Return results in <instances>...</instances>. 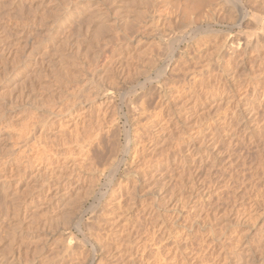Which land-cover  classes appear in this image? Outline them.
<instances>
[{
  "label": "rangeland",
  "instance_id": "1",
  "mask_svg": "<svg viewBox=\"0 0 264 264\" xmlns=\"http://www.w3.org/2000/svg\"><path fill=\"white\" fill-rule=\"evenodd\" d=\"M199 1L193 35L175 0H0V264H264V74L255 101L239 87L264 64L228 51L264 0H241V27Z\"/></svg>",
  "mask_w": 264,
  "mask_h": 264
},
{
  "label": "bare ground",
  "instance_id": "2",
  "mask_svg": "<svg viewBox=\"0 0 264 264\" xmlns=\"http://www.w3.org/2000/svg\"><path fill=\"white\" fill-rule=\"evenodd\" d=\"M176 1V4H178L182 9V13L186 16V17H188V16H190V15H188V14H193L194 15V22H193V24H194V26H195V28L193 29V31H192V34L193 35H196L197 33H201V32H203L204 30H203V28H202V22L200 23L199 22V20H200V18H198V16H197V14H196V12H197V10L199 9L198 7H200L199 5H198V1L199 0H175ZM223 1V0H222ZM202 2V1H201ZM201 2L199 1V4H201ZM226 2L227 1H225V4H226ZM230 2V3H229ZM223 3V2H222ZM227 3H229V6L228 5H226V6H228L235 14L234 15H236L237 17H238V21L239 22H236V23H239L238 25H239V27H241V24H242V22L244 21V19L246 18L245 17V14H244V10L242 9V2H241V0H229ZM251 3V2H250ZM244 5V4H243ZM256 6V5H255ZM260 6V5H259ZM244 7V6H243ZM257 7V6H256ZM264 7V6H263ZM229 9V11L231 12V10ZM246 9V8H245ZM262 9V8H261ZM260 12V11H259ZM264 14V13H263ZM262 14V15H263ZM91 17V16H90ZM211 17V16H210ZM209 17V18H210ZM236 17V18H237ZM213 18V17H212ZM214 19V18H213ZM209 20V19H208ZM212 21V20H211ZM210 21V22H211ZM256 22H257V24H259V27H260V33L259 32H257V34H261V38H260V40L257 38V34L254 36H251V37H249V36H247V37H245V38H240V39H237V40H233V41H231L230 40V42L228 43V51L229 52H231V53H233V54H235V55H237V53L239 54V52L238 51H241L242 49L243 50H245V49H254L255 51L257 50L258 52H259V60L258 61H253V65H258V66H260L261 64H264V16H262V17H256V20H255ZM205 22V21H204ZM209 22V23H210ZM235 24V23H234ZM256 24V25H257ZM238 25H234L235 27L236 26H238ZM232 27V26H231ZM230 27V28H231ZM208 31V30H207ZM210 32V31H209ZM190 34V33H189ZM178 38V37H177ZM257 38V39H256ZM176 39V38H175ZM175 42V41H174ZM173 43V42H172ZM174 44V43H173ZM173 46V45H172ZM172 48V47H171ZM250 51V50H249ZM253 51V50H252ZM242 52V51H241ZM248 52V51H247ZM234 58V57H233ZM236 58H237V56H236ZM166 62V61H165ZM152 63H154V62H152ZM156 65H157V63H155ZM163 64V63H162ZM155 65V66H156ZM154 66V65H153ZM150 67H152V66H150ZM149 67V68H150ZM154 68V67H153ZM164 71V70H163ZM262 74H264V72H260V73H256V72H253L252 73V78L250 77V80L249 79H247V81H246V83L244 82H241L240 84H239V87H240V91L241 92H243V96H242V99L244 100V99H246V100H249V101H255V99H256V97H257V95H258V90H259V88L261 87V85L263 84L261 81V79L259 78V77H262ZM203 75V74H202ZM206 75V74H205ZM210 75V74H209ZM164 77V76H163ZM203 77V76H202ZM156 78H157V80H158V78L159 77H157L156 76ZM156 78H154V77H151L150 75L148 76V84H153L154 83V79H156ZM160 78H162L161 76H160ZM204 79V78H203ZM200 80H201V78H200ZM245 80V79H244ZM249 80V81H248ZM201 83V82H200ZM208 84V83H207ZM201 85V84H200ZM208 86V85H207ZM223 87V86H222ZM222 87H220V88H222ZM239 87H238V90H239ZM210 88H211V86H210ZM210 88L209 89H207V90H210ZM219 89V88H218ZM222 89H224V88H222ZM228 89V88H227ZM226 89V90H227ZM212 90H213V88H212ZM212 90H210V91H212ZM209 91V92H210ZM260 91V90H259ZM208 92V93H209ZM128 93V92H127ZM207 93V94H208ZM211 93V95L210 96H207L206 94H205V96H203L204 98H203V101H207L208 99H210L211 97H215V98H217V97H220L219 99H221L222 97H223V95H224V90H221V91H213V92H210ZM209 93V94H210ZM124 95V94H123ZM126 95V94H125ZM234 97V96H233ZM238 97H241V96H238ZM239 99V98H238ZM235 100V99H234ZM241 100V99H240ZM200 101V100H199ZM221 101V100H220ZM129 102V101H128ZM198 102V101H197ZM205 103V102H204ZM237 103V102H236ZM239 104H240V102H238ZM243 103V102H242ZM218 105V104H217ZM237 104H235V106H236ZM252 105V104H251ZM251 105H249V102H248V104H245V106H246V110L243 112V114H242V116H243V118L245 117V116H247V115H249V114H253L254 113V111H253V108L251 107ZM219 106V105H218ZM214 107V106H213ZM220 108V107H219ZM217 109V108H216ZM238 109V108H237ZM230 110H231V108H230ZM247 112V113H246ZM253 112V113H252ZM231 113H232V111H231ZM236 112L234 111V114H235ZM234 114H232V116H227V118H225L226 120V122H225V125H226V129H227V134L229 135V132H231V131H233L237 126L236 125H238V123L236 122V125H234L235 124V117H236V115H234ZM238 116V115H237ZM255 116V115H254ZM239 117V116H238ZM255 117H257V116H255ZM254 117V118H255ZM259 117V116H258ZM240 118H242V117H240ZM239 121L240 122H242L240 119H239ZM238 121V122H239ZM173 122V121H172ZM175 122V121H174ZM208 122V121H207ZM239 122V123H240ZM174 124H176V122L174 123ZM173 124V125H174ZM179 124V123H178ZM182 124V123H181ZM181 124H180V126H181ZM258 124V123H257ZM171 125V124H170ZM236 126V127H235ZM238 126H240V125H238ZM159 127V126H158ZM164 127V126H163ZM161 128V131H163V130H165V128ZM167 127V126H166ZM171 127H172V125H171ZM176 127V126H175ZM160 130V129H159ZM236 130V129H235ZM234 130V131H235ZM207 131V130H206ZM164 132V131H163ZM110 133V132H109ZM236 133V132H235ZM199 134V133H198ZM102 135V134H101ZM163 137V136H162ZM231 138H234V137H231ZM230 138V139H231ZM235 138H236V135H235ZM102 139H103V137H102ZM102 139H100V138H98V139H96V140H92L91 142H90V144L87 146V147H85V148H81L80 149V151L82 152V159H81V161L79 162V163H76V165L74 164V165H72V164H70L69 166H73V172H71V174H68V177L65 179L66 181H65V183L61 186V187H59L60 188V190H58V193H60L61 195V200H60V198H58L59 200H60V202H61V204H64V205H70V203H71V201H72V199L70 198V194L71 193H73V192H75V191H77L78 190V187H80V185H81V182H83V179L86 177V175H87V173H89V170L88 171H86L87 169H88V165H89V162H90V160H92V161H96V160H94L95 159V157L93 158V157H91V153H93V154H95L94 152H92V151H97V149H95V150H93V148L94 147H99V149L101 150L100 152H102V153H105L106 151H104L103 152V150L105 149H103V145H102ZM158 139V138H157ZM205 139V138H204ZM213 139V138H212ZM205 140H208V139H205ZM204 141V140H203ZM232 141V140H231ZM118 142V141H117ZM156 142V141H155ZM166 142V141H165ZM206 142V141H205ZM235 142V141H234ZM152 143V142H151ZM207 143V142H206ZM106 146V145H105ZM194 146V145H193ZM202 146V145H201ZM118 147V146H117ZM195 148V147H194ZM98 149V150H99ZM112 149V148H111ZM116 149V148H115ZM169 149V148H168ZM113 151V150H112ZM117 151V150H116ZM99 152V151H98ZM161 153V152H160ZM100 154V156H102L101 155V153H99ZM99 154H98V156H99ZM107 154V153H106ZM118 153H116V155H117ZM159 154V153H158ZM165 154V153H164ZM171 154V153H170ZM96 155V154H95ZM110 155V154H109ZM112 155H114V154H112ZM116 155H114V156H116ZM123 155V154H122ZM160 156V155H159ZM110 157V156H109ZM112 157V156H111ZM169 157V156H168ZM115 158V157H114ZM161 158V157H160ZM204 158H206V157H204ZM107 159L109 160V159H111V158H108L107 157ZM107 159H105V161L107 160ZM151 159V158H150ZM207 159V158H206ZM112 160H114L115 161V159H111V160H109V164H110V161H111V164H112ZM97 161H99V160H97ZM100 161H101V159H100ZM100 161H99V163H100ZM104 161V162H105ZM117 161V160H116ZM74 162H77V161H73V163ZM103 162V161H102ZM101 162V163H102ZM174 162V161H173ZM211 162L213 163V166L216 164L215 163V161H212L211 160ZM99 163H98V167H97V171H99ZM143 163V162H142ZM93 164H97L96 162L95 163H93ZM144 164V163H143ZM146 164V163H145ZM169 164V163H168ZM114 165V164H113ZM75 166H77L76 168H75ZM94 165H91V167H93ZM86 167H87V169H86ZM95 167V166H94ZM209 167H212V166H209ZM74 168H75V170H74ZM89 168H90V166H89ZM110 168V167H109ZM92 169V168H91ZM94 169V168H93ZM102 171L104 170V169H102V168H100ZM111 169V168H110ZM114 170H115V168H113ZM137 169V168H136ZM142 169V168H141ZM212 170V168H209L208 170ZM113 170V171H114ZM210 170V171H211ZM93 171V173H94V171L95 170H92ZM102 171H101V173H102ZM112 171V170H111ZM133 171V170H132ZM138 171V170H137ZM209 171V172H210ZM96 172V171H95ZM100 172V171H99ZM115 172V171H114ZM92 173V172H91ZM127 173V172H126ZM116 174V173H115ZM110 175V174H109ZM210 175V174H209ZM34 179L37 181L38 179H41L42 178V174H40L39 172H37L36 174H34ZM94 177H96V176H94ZM98 178V177H97ZM136 180V179H135ZM140 180V179H139ZM44 181V180H43ZM86 181V180H85ZM108 181V180H107ZM110 181V180H109ZM130 181V180H129ZM148 181V180H147ZM91 182V181H90ZM94 182V181H93ZM133 183V182H132ZM44 184H46V182L44 183ZM126 184V183H125ZM156 184V183H155ZM158 185V184H157ZM93 186V185H92ZM2 187H4V186H2ZM94 187V186H93ZM6 188V187H5ZM135 188V187H134ZM133 187L131 188L132 190L134 189ZM137 188V187H136ZM136 188L134 189L135 191H132V192H130V193H128V195L130 196V198H132V199H134V197H136L137 196V193H136ZM151 188V187H150ZM1 189V188H0ZM4 189V188H3ZM9 189V188H8ZM130 189V188H129ZM89 190H90V187H89ZM4 192H5V190H3ZM142 191V190H141ZM156 191V190H155ZM4 192H3V194H4ZM10 192V191H9ZM46 192H47V190H46ZM143 192V191H142ZM7 193V192H6ZM6 193H5V195H6ZM113 193V192H112ZM117 193V192H116ZM154 193V192H153ZM138 195H140V194H138ZM14 196V195H13ZM59 196V197H60ZM9 197V196H8ZM67 197H69L70 199H71V201H69V203H67L68 201V199L69 198H67ZM72 197V196H71ZM10 198V197H9ZM13 198V197H12ZM104 198V197H103ZM5 202V201H4ZM135 202V201H134ZM6 203V202H5ZM60 204V205H61ZM129 204V203H128ZM137 204V203H136ZM126 205V204H125ZM134 206V205H133ZM148 206V205H147ZM64 207V206H63ZM67 207V206H66ZM144 208V207H143ZM68 212V211H67ZM149 212H150V210H149ZM65 213V212H64ZM65 215V214H64ZM79 218V217H78ZM80 220H81V218H79ZM79 219H77V220H79ZM78 222V221H77ZM21 223V222H20ZM78 224H80V223H78ZM20 225V224H19ZM21 226V225H20ZM19 226V227H20ZM23 228V227H22ZM20 232V231H19ZM25 235V234H24ZM20 239V238H19ZM21 240H22V238H21ZM25 241V240H24ZM22 243V242H21ZM26 244V243H25ZM30 247H31V245H30ZM248 255V254H247ZM19 259V258H18ZM19 260H21V259H19ZM9 264V263H8ZM12 264V263H11Z\"/></svg>",
  "mask_w": 264,
  "mask_h": 264
}]
</instances>
